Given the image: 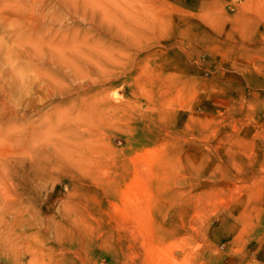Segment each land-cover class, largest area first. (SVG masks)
Returning a JSON list of instances; mask_svg holds the SVG:
<instances>
[{"label": "rangeland", "instance_id": "1", "mask_svg": "<svg viewBox=\"0 0 264 264\" xmlns=\"http://www.w3.org/2000/svg\"><path fill=\"white\" fill-rule=\"evenodd\" d=\"M0 264H264V0H0Z\"/></svg>", "mask_w": 264, "mask_h": 264}, {"label": "bare ground", "instance_id": "2", "mask_svg": "<svg viewBox=\"0 0 264 264\" xmlns=\"http://www.w3.org/2000/svg\"><path fill=\"white\" fill-rule=\"evenodd\" d=\"M144 13H146V12H144ZM144 13H141V14H144ZM146 15H147V14H146ZM141 16H142V15H141ZM136 17H137V16H136ZM136 17H135V18H136ZM142 17H143V16H142ZM149 17H151V16L149 15ZM137 19H138V18H137ZM137 19H136V21H137ZM144 19H145V18H144ZM139 20H140V19H139ZM142 21H143V20H142ZM138 23H140V22H138ZM142 23H143V22H142ZM141 46H142V44H141ZM101 69H102V68H101ZM82 89H83V88H82ZM84 89H85V88H84ZM96 107H97V106H96ZM95 109H96V108H95ZM97 109H98V108H97ZM93 110H94V109H93ZM98 111H100V109H99ZM91 112H92V111H91ZM91 112H89V113H91ZM94 114H95V112L93 113V115H94ZM89 115H90V114H89ZM96 115H97V114H96ZM100 115H101V114H100ZM100 115H99V116H100ZM59 118H60V117H59ZM59 118H58V119H59ZM94 118H96V116H95ZM94 118H93V120H94ZM48 119H49V117L47 118V120H48ZM96 119H98V117H97ZM101 119H102V118H101ZM101 119L99 118V121H101ZM55 120H56V119H55ZM84 120H87V119H84ZM90 120H91V118H90ZM57 121H58V120H57ZM60 121H62V120L60 119ZM63 121H65V120H63ZM86 122H88V121H86ZM94 122L96 123V121H94ZM94 122H93V123H94ZM61 123H62V122H61ZM95 123H94V124H95ZM89 124H90V121H89ZM86 125H88V124H86ZM88 126H89V125H88ZM48 128H49V127H48ZM46 129H47V128H46ZM48 130H49V129H48ZM68 134L70 135V133H68ZM71 135H72V134H71ZM74 135H75V134H74ZM59 136H60V135H59ZM67 136H68V135H67ZM55 137H56V136H55ZM73 141H74V140H73ZM48 143H49V142H48ZM66 143H67V142H66ZM68 143H69V141H68ZM51 144H53V143H51ZM70 144H71V141H70ZM81 144H82V143H81ZM49 145H50V144H49ZM74 145H75V144H74ZM53 147H54V146H53ZM57 149H58V148H56V149L54 148V149H53L54 151H56L57 157L59 158V160H64V159L61 158L62 155H63V153H64L63 148H60V147H59V149H61L60 152H58ZM72 152H73V151H72ZM74 152H75V151H74ZM64 154H65V153H64ZM77 156H78V155H77ZM80 156H81V155H80ZM8 246H9L10 248H8V247L6 246L7 248L4 247V248H2V250L5 251V253L7 252L8 255L12 256V253H11V252H14V251H12V247H13V246H12V245H8ZM5 255H6V254H5ZM3 256H4V255H3ZM10 258H11V257H10ZM11 259H12V258H11ZM9 260H10V259H9Z\"/></svg>", "mask_w": 264, "mask_h": 264}]
</instances>
